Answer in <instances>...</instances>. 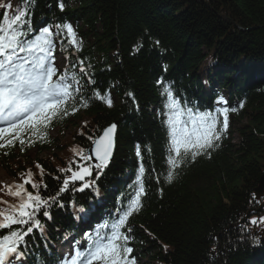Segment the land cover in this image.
Listing matches in <instances>:
<instances>
[{
	"label": "trees",
	"instance_id": "1",
	"mask_svg": "<svg viewBox=\"0 0 264 264\" xmlns=\"http://www.w3.org/2000/svg\"><path fill=\"white\" fill-rule=\"evenodd\" d=\"M9 3L13 9H26L25 41L34 40L45 27L53 31V48L63 63L54 80L75 74L79 83H72L82 89L77 100H88V106L78 103L76 111L57 116L44 135L26 131L23 145L14 139L0 148V174L12 179L25 176L30 181L27 192H39L51 203L63 179L71 176L67 169L77 171L89 164L84 157L90 137L113 123L118 126L111 164L102 172L93 169L84 181H75V187L70 181L57 204L47 209L51 219L43 217V209L37 213L44 232L34 229L20 245L25 264H57L56 250L64 242L74 239L77 247L85 240L88 248L97 230L110 232L120 209L138 189L141 165L142 207L121 229L133 249L129 260L264 264V210L257 212L261 201L256 195L264 175V0ZM5 12L12 16V10L0 9V24ZM64 23L73 26L77 44L66 34L55 35V26ZM18 55L22 59L26 54ZM165 87L182 108L213 113L223 107L237 109L229 112L220 147L182 164L171 183L166 180L170 140ZM97 93L101 98H95ZM222 96L226 103L218 104ZM216 115L222 122L223 117ZM72 124L78 130L68 133ZM55 129L59 136L53 138L50 133ZM85 182L90 186L79 191ZM19 203L20 198L0 187V212L9 214ZM105 224L109 227L102 228ZM87 226L95 228L90 235L84 231ZM10 231L0 230V235Z\"/></svg>",
	"mask_w": 264,
	"mask_h": 264
},
{
	"label": "snow or ice",
	"instance_id": "2",
	"mask_svg": "<svg viewBox=\"0 0 264 264\" xmlns=\"http://www.w3.org/2000/svg\"><path fill=\"white\" fill-rule=\"evenodd\" d=\"M4 8L12 10V16L9 17L5 12L4 23L0 24V141L6 140V144L0 143V148L12 145L14 139L19 140L23 145L25 141L21 136L26 131H30L33 136L44 135V130L57 116H65L69 110L76 111L78 103L85 108L88 106V100H77V94L82 89L75 88L72 83H79L75 74L71 79L67 74H61L56 80L53 79L57 75V68L53 64L54 57L49 55L54 47L53 31L45 27L34 40L25 41L23 37L27 32L24 28L28 24L25 19L26 9H13L11 3H0V9ZM60 9L63 11V3L60 4ZM55 28L56 36L66 34L72 37L70 43H78L71 24H58ZM28 31H31V28H28ZM19 53L26 55L21 59ZM80 71L87 75L83 67ZM164 92L168 96L166 108L169 112L166 123L170 140L167 160L169 170L166 180L171 183L176 170L180 169L182 164L195 161L201 155H210L209 150L220 147L218 142L229 127V112H236L237 109L223 107L216 109L215 113L194 111L192 108H182L180 102L173 98L169 87H165ZM95 98H101L99 93ZM105 102L109 107L112 106L111 99ZM218 102L226 103L223 98ZM240 107L242 108L243 104ZM216 113L223 117L222 122ZM218 124L221 125L219 131ZM116 127L112 124L96 138L90 137L94 146L95 160L98 163H89L77 171H72L69 167L67 170L71 171V176L63 179V186L59 188L57 196L51 197V203L47 198L42 199L39 192L33 195L31 192H25L24 185L17 186L19 190L14 195L20 198L19 205L13 206L9 214L0 212L2 217L0 230H11L7 235H0V264H12L13 259L23 255L20 245L25 243V237L34 229L44 232V225L41 219L37 218V213L43 209V217L51 219L47 209L57 204V197L69 188L70 181L75 187L74 182L84 181L86 176L92 175L93 169L102 172L108 166ZM13 132H15L14 139H6ZM137 155H140L139 150ZM84 159L91 161L92 157L88 155ZM61 171L65 170L61 169ZM144 173L145 167L141 165L137 178L138 189L130 203L120 209V217L111 225L110 232L97 230L96 238L88 245L87 251H76L72 264H94L97 261L99 264H135V259H128V254L133 249L127 246L129 237L124 235L121 229L128 218L142 207L141 197L145 192ZM29 182L25 181V183ZM90 183L85 182L78 190L84 191ZM32 187L39 188V185L33 184ZM59 206L63 207L62 204ZM80 211L84 210L80 209ZM251 223L255 225L257 221L253 219ZM13 225H20V230H14ZM101 227L108 228L109 225L105 224ZM128 231H131V228Z\"/></svg>",
	"mask_w": 264,
	"mask_h": 264
},
{
	"label": "rangeland",
	"instance_id": "3",
	"mask_svg": "<svg viewBox=\"0 0 264 264\" xmlns=\"http://www.w3.org/2000/svg\"><path fill=\"white\" fill-rule=\"evenodd\" d=\"M54 56H55V60H56V61H54V65L57 68L61 67L62 66V59H61L60 55L55 53ZM77 127L74 124L70 125L68 127V130H67L68 133L69 132L72 133V132L77 131L78 130ZM51 136L52 137H57V136H59V132H57V130H56V131H54L51 134ZM232 136H233V134H232ZM233 137H236V136L234 135ZM11 139H14V137H11ZM63 140L65 141L66 139H63ZM0 143H2V141H0ZM46 155H50V154H46ZM26 180L27 179L25 177H22L19 180L8 179L3 174H0V187L6 189L10 194L14 195V193L19 190L18 187H17L18 185H24V190H25L26 184H27V183H25ZM23 194L24 193H21V195H23ZM61 254H62V256H64V258H62V261H61L62 263L67 262L73 256V253L71 252L70 249H63L61 251ZM19 261H21V257L15 258V259L12 260V262H15V263L19 262ZM67 264H71V262H67ZM94 264H99V262L98 261L94 262ZM136 264H148V262H147V260H144V259L142 260V259H138L137 258Z\"/></svg>",
	"mask_w": 264,
	"mask_h": 264
},
{
	"label": "water",
	"instance_id": "4",
	"mask_svg": "<svg viewBox=\"0 0 264 264\" xmlns=\"http://www.w3.org/2000/svg\"><path fill=\"white\" fill-rule=\"evenodd\" d=\"M117 126V124H115ZM118 127V126H117ZM117 127H116V130H117ZM115 136H116V131H115V134H114V142H113V148H112V156H113V153H114V148H115ZM93 148L94 146H91L89 149H88V153H87V156L88 155H91L92 159L91 161L93 163H98V161L95 160V156H94V152H93ZM112 156L109 160V162L112 160ZM256 193H257V196L258 198L260 199L263 194H264V175L262 176L261 180H260V185H259V188L256 190ZM261 209H264V204L261 206Z\"/></svg>",
	"mask_w": 264,
	"mask_h": 264
}]
</instances>
